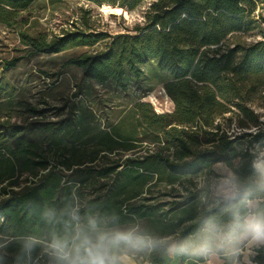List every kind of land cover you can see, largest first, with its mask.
Wrapping results in <instances>:
<instances>
[{
    "label": "trees",
    "instance_id": "obj_1",
    "mask_svg": "<svg viewBox=\"0 0 264 264\" xmlns=\"http://www.w3.org/2000/svg\"><path fill=\"white\" fill-rule=\"evenodd\" d=\"M35 1L0 0V24L25 26L27 20L20 16ZM83 1L132 12L144 0ZM260 6L262 10L264 0H157L145 14V25L129 34L111 37L77 28L51 40L21 35L35 54L51 56L110 39L104 51L83 55L73 65L88 80L125 92L128 82L143 78L150 66L165 78L163 93L174 110L163 113L155 95L137 101L134 114L99 131L91 152L82 146L89 141L76 144L82 134L74 120L19 125L11 117L0 119V250L8 264H53L47 243L71 232L74 216L82 224L116 222L138 226L145 236L176 241L198 235L208 215L227 219L218 202L205 206L200 191L188 194L182 188L179 193L175 186H182V177L233 158L245 162L243 179L251 174L250 152L264 144V114L258 112L264 109V32L261 39L248 41L264 23L262 13L259 20L254 15ZM90 14L84 11L81 20ZM129 117L135 131L142 126L147 137L130 139L120 131ZM143 143H163L174 149V156L145 155ZM202 144L207 150H199ZM131 153L136 156L126 157ZM29 237L37 241L31 251L25 248ZM254 252L251 263L264 264V248ZM190 259L180 254L171 259L164 248L136 256L139 264H196Z\"/></svg>",
    "mask_w": 264,
    "mask_h": 264
},
{
    "label": "rangeland",
    "instance_id": "obj_2",
    "mask_svg": "<svg viewBox=\"0 0 264 264\" xmlns=\"http://www.w3.org/2000/svg\"><path fill=\"white\" fill-rule=\"evenodd\" d=\"M155 1L157 0H144L134 11L124 10L122 16H112L102 13L96 5L83 0H56L54 4L50 0H36L30 9L20 16V20H27L25 26H21L20 23L15 29H11L0 24V85L3 87L0 91L1 121L11 117V123L22 125L31 122L57 123L74 120L78 131L82 134L81 141L76 144L81 146L82 142L89 141L82 146L85 151L91 152L95 148V143L100 140L99 131L106 130L108 124H116L124 114H134L133 105L137 101L145 102L146 98L155 95L156 105L163 110V113L172 112L174 105L163 93L162 81L165 78L153 74L150 66L146 67L143 78L136 82L133 80L128 82L125 92L110 83L101 85L88 80L84 77L82 69L73 65L72 62L83 55H94L96 52L104 51L110 39L93 47H72L51 56L35 54L33 49L23 44L21 37L22 34H26L30 38L46 37L47 40H51L77 28L87 30L88 33L104 32L111 37L129 34L136 26L145 25V14ZM260 8L261 6L254 14L256 20H259L260 13L264 18V7L262 10ZM84 11H91V14L85 20H81ZM76 21L78 25L75 27ZM257 27L248 41L255 42L261 39L260 32H264V23L260 21ZM156 105L152 104L153 110L159 112ZM35 112L44 114L43 118L34 117ZM258 112L264 114V109ZM134 124V119L129 117L120 131L130 139L135 136L139 138L148 136V132L143 131L142 126L135 131ZM139 131L143 132L141 133L143 137L140 133L136 135ZM73 145L65 144L67 147ZM143 145L142 148L147 151L145 155L159 152L164 158L174 156V149L163 147V143L157 146L148 143ZM199 150H207V145L202 144ZM135 156V153H131L126 157ZM218 167L217 164L210 168L203 167L196 174L180 178L179 183H182V186L176 185V191L182 193V188L189 189L188 194L200 191L205 206L217 204L215 184ZM205 177L208 178L207 182ZM183 194L186 195L185 192ZM165 199L172 198L165 197ZM196 237L197 235L189 239ZM254 250H244L241 264H247L255 255ZM4 255L5 252L0 250V264H8ZM168 255L171 259H175V255L169 253ZM187 256L192 258L189 263L202 264L205 261L193 255ZM223 256V253H219L209 258L208 264H220L222 260L225 262L226 258Z\"/></svg>",
    "mask_w": 264,
    "mask_h": 264
},
{
    "label": "clouds",
    "instance_id": "obj_3",
    "mask_svg": "<svg viewBox=\"0 0 264 264\" xmlns=\"http://www.w3.org/2000/svg\"><path fill=\"white\" fill-rule=\"evenodd\" d=\"M250 156L247 180L240 175L245 163L240 158L217 162L215 197L227 219L216 214L204 217L194 239L153 238L141 234L138 226L95 220L82 224L74 216L73 230L48 241L47 253L53 264H136L138 254L164 248L172 255L199 257L206 264L219 253L228 258V264H241L245 249L264 248V144L254 145ZM36 243L29 237L26 250Z\"/></svg>",
    "mask_w": 264,
    "mask_h": 264
},
{
    "label": "bare ground",
    "instance_id": "obj_4",
    "mask_svg": "<svg viewBox=\"0 0 264 264\" xmlns=\"http://www.w3.org/2000/svg\"><path fill=\"white\" fill-rule=\"evenodd\" d=\"M100 8V7H99ZM101 12L106 14V15H117V16H122L124 14V9L121 7H116V8H110V9H102L100 8Z\"/></svg>",
    "mask_w": 264,
    "mask_h": 264
},
{
    "label": "crops",
    "instance_id": "obj_5",
    "mask_svg": "<svg viewBox=\"0 0 264 264\" xmlns=\"http://www.w3.org/2000/svg\"><path fill=\"white\" fill-rule=\"evenodd\" d=\"M221 256H222V255H221ZM190 260L192 261V259H190ZM224 263H225V262H223V260H222L220 264H224ZM202 264H206V262L203 261Z\"/></svg>",
    "mask_w": 264,
    "mask_h": 264
},
{
    "label": "built area",
    "instance_id": "obj_6",
    "mask_svg": "<svg viewBox=\"0 0 264 264\" xmlns=\"http://www.w3.org/2000/svg\"><path fill=\"white\" fill-rule=\"evenodd\" d=\"M173 108H174V106H173ZM174 110V109H173ZM157 113H159V112H157Z\"/></svg>",
    "mask_w": 264,
    "mask_h": 264
}]
</instances>
